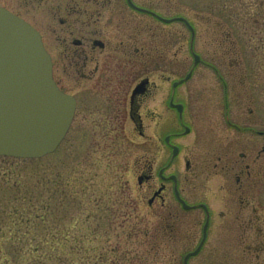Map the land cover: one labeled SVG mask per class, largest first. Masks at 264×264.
Here are the masks:
<instances>
[{
	"label": "rangeland",
	"instance_id": "1",
	"mask_svg": "<svg viewBox=\"0 0 264 264\" xmlns=\"http://www.w3.org/2000/svg\"><path fill=\"white\" fill-rule=\"evenodd\" d=\"M135 1L161 18H186L196 33L192 47L197 55L214 52L209 46L215 37L214 26L223 21L215 7L234 10L257 5L255 0ZM241 12L247 14L246 9L237 14ZM133 22L122 29L128 42L135 23L140 22L136 38L141 46L158 43L161 50H167L171 31L177 52L182 37L189 44L190 34L181 21L169 25L144 16ZM153 23L157 25L151 31L148 26ZM223 23L222 31H229L234 42L252 43L256 53H264V46L258 49L261 35L252 27L244 30ZM214 75L199 67L191 83L177 90L179 100L187 104L183 118L177 112L168 118L172 89L169 83H160L156 104L149 105L156 108L160 121L147 127L149 141L140 138L128 122L109 126L103 139L97 137L99 132L74 122L51 155L31 160L0 156V264H183L184 256L202 239L205 212L201 204L211 215L207 241L189 264H264L263 254L258 258L248 251L250 245L264 241V202L253 196L248 206L241 200L234 202L221 187L226 186L224 174L213 168L215 162L206 168L216 152L233 144L231 131L217 121ZM202 90L203 98L188 97ZM173 146L180 149L175 158ZM187 161L191 162L189 171ZM148 165L153 167L152 174H146L150 178L140 186L137 180ZM172 175L177 176L181 199L193 209H181L173 193ZM159 188H164L165 205L161 201L148 205ZM223 213L228 217H220ZM250 214L257 218L255 230L237 231L242 221L234 222L235 215ZM19 218L25 222L18 223ZM223 245L235 247L236 252H221Z\"/></svg>",
	"mask_w": 264,
	"mask_h": 264
},
{
	"label": "flooded vegetation",
	"instance_id": "2",
	"mask_svg": "<svg viewBox=\"0 0 264 264\" xmlns=\"http://www.w3.org/2000/svg\"><path fill=\"white\" fill-rule=\"evenodd\" d=\"M255 1L257 5L248 8L215 7L214 11L223 21L214 26L215 37L209 45L214 52L207 50L203 55L194 53L192 46L196 33L186 18L173 17L169 23L181 21L190 34L188 45L187 39L185 42L182 37L183 45L178 52L175 49L177 39L172 31L166 43L167 50H161L158 43L150 48L141 46L136 38L140 35V22L135 23L134 36L128 42L122 37V29L133 25L134 20L146 16L156 23H163L156 12L144 9L135 0H0V8L38 31L52 60L55 84L75 101L72 123L87 126V130L93 133L99 132L97 137L100 139L109 134L108 127L112 124L122 126L128 122L134 131H138L140 138L149 141L147 127L160 121L156 108H149L152 103L156 104L160 83H169L172 89L169 98L172 113L168 118L173 119L174 112L183 118L187 104L179 100L177 90L191 83L199 67L215 73L217 121L231 131L233 144L216 152L206 168L209 169L214 161L213 168L224 174L226 186L223 184L222 189L234 202L241 200L248 206L251 196L264 202V53H256L252 43L244 45L241 39L240 43L239 40L234 42L229 31H224L226 34L222 31V24L230 23L244 30L252 27L261 35L256 36L258 49H261L264 46L261 34H264V0ZM245 9L246 15L237 14ZM154 23L148 26L151 31L157 25ZM143 81L146 85L142 92L135 94L134 89ZM204 93V90L190 92L188 97L203 98ZM211 99L212 93L208 102ZM189 132L186 127L185 133ZM177 149L179 153V147ZM235 152H238V159L234 158ZM152 168L148 165L142 169L143 176L138 179L140 186L150 178L147 175L152 174ZM185 168L191 169L190 161L186 162ZM159 177L165 179L163 175L159 174ZM176 178L170 176L174 183L173 193L181 209L185 210L181 197H176ZM163 189H157L152 195L155 197L153 202L161 201L162 206L165 205ZM199 208L205 212L202 237L205 226L206 236L202 250L207 241L211 215L206 205L201 204ZM220 217H228V214L223 213ZM240 218L242 223L237 231L247 234L255 230L256 215H235L234 222ZM262 244L250 245L248 251L257 254L258 258L261 253L264 258ZM219 250L236 252L235 247L224 245Z\"/></svg>",
	"mask_w": 264,
	"mask_h": 264
},
{
	"label": "water",
	"instance_id": "3",
	"mask_svg": "<svg viewBox=\"0 0 264 264\" xmlns=\"http://www.w3.org/2000/svg\"><path fill=\"white\" fill-rule=\"evenodd\" d=\"M51 63L40 34L0 8V156L40 159L54 153L67 135L76 104L55 84ZM145 85L141 82L135 94ZM198 252L188 254L185 264Z\"/></svg>",
	"mask_w": 264,
	"mask_h": 264
},
{
	"label": "trees",
	"instance_id": "4",
	"mask_svg": "<svg viewBox=\"0 0 264 264\" xmlns=\"http://www.w3.org/2000/svg\"><path fill=\"white\" fill-rule=\"evenodd\" d=\"M19 219H20V218H19ZM19 219H18V220H19ZM23 219H24V218H21V219H20V222H18V223L25 222V221H23ZM65 236H66V237H65L66 241H67V240H69V237H68V235H65Z\"/></svg>",
	"mask_w": 264,
	"mask_h": 264
}]
</instances>
